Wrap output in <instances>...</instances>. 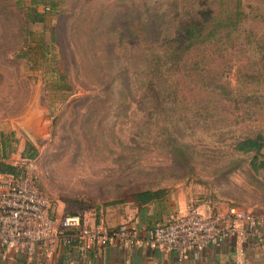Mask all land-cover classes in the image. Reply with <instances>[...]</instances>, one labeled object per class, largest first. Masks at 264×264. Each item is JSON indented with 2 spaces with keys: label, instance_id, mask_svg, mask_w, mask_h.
Listing matches in <instances>:
<instances>
[{
  "label": "rangeland",
  "instance_id": "obj_1",
  "mask_svg": "<svg viewBox=\"0 0 264 264\" xmlns=\"http://www.w3.org/2000/svg\"><path fill=\"white\" fill-rule=\"evenodd\" d=\"M30 1L0 0V148L20 171L32 162L53 219L121 216L133 209V194L164 189L185 197L187 208L235 207L264 222V169L253 172L251 155L233 149L260 136L264 157V0H241L236 35L185 55L171 106L144 90L141 49L122 44L116 58L130 77L126 112L103 103L98 37L92 42L84 24L65 15V0L31 23ZM93 97L102 101L92 104ZM172 140L183 159L166 146Z\"/></svg>",
  "mask_w": 264,
  "mask_h": 264
},
{
  "label": "trees",
  "instance_id": "obj_2",
  "mask_svg": "<svg viewBox=\"0 0 264 264\" xmlns=\"http://www.w3.org/2000/svg\"><path fill=\"white\" fill-rule=\"evenodd\" d=\"M30 3L31 23H42L46 14L60 8L55 0H31ZM39 4L45 9L43 13L36 11ZM64 4L65 15L76 24H84L92 42L98 37L94 42V54L104 58L98 60L97 71L102 79V90L108 97L103 103L107 110L115 108L119 112L121 108L126 112L131 101L128 98L131 88L127 65L116 58L122 44H135L141 49L144 90L155 101L163 98L158 100L160 105L171 106L176 96L173 78L178 74L185 55L194 48L229 40L236 35L242 17L241 0H65ZM98 43L103 50L96 49ZM259 76L264 78V48L260 55ZM91 100L92 104L102 101H97V97ZM166 146L175 157L184 158L182 147L175 140L167 142ZM262 146L260 136H255L237 140L233 149L251 155L248 166L256 172L264 169V157L260 154ZM233 168L230 164L226 171ZM23 172L13 165L0 163L2 174L21 175ZM167 195L168 191L164 189L143 190L133 194L131 202L140 207L161 201Z\"/></svg>",
  "mask_w": 264,
  "mask_h": 264
},
{
  "label": "built area",
  "instance_id": "obj_3",
  "mask_svg": "<svg viewBox=\"0 0 264 264\" xmlns=\"http://www.w3.org/2000/svg\"><path fill=\"white\" fill-rule=\"evenodd\" d=\"M34 171L29 161L20 176L0 173V244L5 250L29 256L38 249L55 255L72 246L83 253L103 249L111 241L121 248L138 243L125 224L113 229L101 223L87 226L74 214L53 219L50 202L37 187ZM247 235L259 237L257 221L241 209L229 207L206 214L189 207L149 228L145 244L173 253L176 264H181L188 252H200Z\"/></svg>",
  "mask_w": 264,
  "mask_h": 264
},
{
  "label": "crops",
  "instance_id": "obj_4",
  "mask_svg": "<svg viewBox=\"0 0 264 264\" xmlns=\"http://www.w3.org/2000/svg\"><path fill=\"white\" fill-rule=\"evenodd\" d=\"M0 163L13 165L6 161L2 147ZM188 206L185 197L168 192L163 200L140 207L133 205V209L121 216L96 219L87 215L81 218L87 226L101 223L113 229L125 224L138 240L136 245L128 248H121L116 241H111L103 249L83 253L72 246L55 255H47L36 249L33 254L24 256L5 250L0 244V264H176L173 253L151 249L145 244L146 231L154 224L164 223L170 216L183 213ZM195 208L206 214L214 211L202 203ZM257 226L258 238L247 235L240 240L207 246L200 252H188L181 264H264V222L257 221Z\"/></svg>",
  "mask_w": 264,
  "mask_h": 264
}]
</instances>
